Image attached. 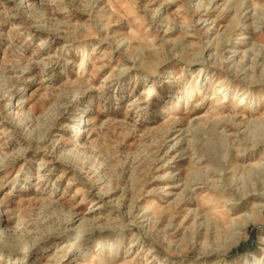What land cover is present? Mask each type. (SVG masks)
I'll use <instances>...</instances> for the list:
<instances>
[{"label": "rangeland", "instance_id": "rangeland-1", "mask_svg": "<svg viewBox=\"0 0 264 264\" xmlns=\"http://www.w3.org/2000/svg\"><path fill=\"white\" fill-rule=\"evenodd\" d=\"M0 264H264V0H0Z\"/></svg>", "mask_w": 264, "mask_h": 264}, {"label": "bare ground", "instance_id": "bare-ground-1", "mask_svg": "<svg viewBox=\"0 0 264 264\" xmlns=\"http://www.w3.org/2000/svg\"><path fill=\"white\" fill-rule=\"evenodd\" d=\"M195 62H198V61H195Z\"/></svg>", "mask_w": 264, "mask_h": 264}]
</instances>
